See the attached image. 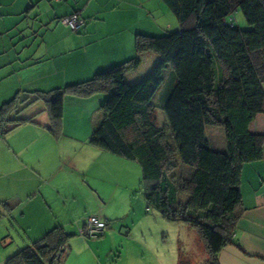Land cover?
<instances>
[{
    "label": "crops",
    "instance_id": "0c3cea01",
    "mask_svg": "<svg viewBox=\"0 0 264 264\" xmlns=\"http://www.w3.org/2000/svg\"><path fill=\"white\" fill-rule=\"evenodd\" d=\"M168 10L163 0H0V107L16 99L10 117L21 119L0 135V264L53 228L61 227L68 238L76 235L90 215L106 223L97 243L111 236L124 244L131 236L141 238L132 215L151 208L140 164L90 143L105 92H68L58 133L51 131L47 104L37 95L130 59L136 34L161 33L157 18H170ZM73 12L84 19L78 31L62 21ZM150 52L127 75H144L157 61ZM249 128L264 133V113ZM239 187L234 243L219 251V263L264 264V147L261 158L243 164ZM150 216L155 220V214L142 219ZM138 229L146 236L145 227ZM68 257L66 252L61 264Z\"/></svg>",
    "mask_w": 264,
    "mask_h": 264
},
{
    "label": "trees",
    "instance_id": "16d2710c",
    "mask_svg": "<svg viewBox=\"0 0 264 264\" xmlns=\"http://www.w3.org/2000/svg\"><path fill=\"white\" fill-rule=\"evenodd\" d=\"M163 2L179 22L176 31L139 32L130 59L37 97L45 100L50 129L58 133L68 92L104 91L90 143L138 162L147 206L168 221L195 227L206 250L202 264H220L219 251L234 243L241 168L263 156L264 133L249 126L264 113V0ZM237 10L249 28L236 26ZM147 51L157 53L158 60L146 77L130 83L127 72ZM165 69L160 105L168 127L162 128L152 99ZM15 100L0 107V135L21 121L10 117ZM207 125L224 128V149L211 145ZM67 238L61 227L53 228L3 264H61ZM178 264L191 262L180 258Z\"/></svg>",
    "mask_w": 264,
    "mask_h": 264
},
{
    "label": "rangeland",
    "instance_id": "374dc122",
    "mask_svg": "<svg viewBox=\"0 0 264 264\" xmlns=\"http://www.w3.org/2000/svg\"><path fill=\"white\" fill-rule=\"evenodd\" d=\"M169 13L172 20L171 17L167 19L164 16L157 18L159 27L161 26V28H164V30L157 35L168 31H176L177 28H179V22L170 11ZM232 18L236 26L242 29L249 28L240 10H237ZM150 53V55H155L154 57H157L158 60L159 55L157 53ZM153 65L150 66L148 71L143 69L141 74L144 75L140 77L132 78L131 73H129L127 75V80L130 81V83H135L143 79L152 70ZM167 70L165 69L163 73L164 82L158 88L152 99L155 105V122L162 128L168 127L166 114L160 105V96L163 89L166 87ZM206 133L214 148H225V131L222 126L207 125ZM141 212L142 211L137 209L132 215L134 218L133 230H135L141 238L131 236L127 240L128 244H124L111 236L108 239L105 238L106 240L102 243H97L95 241L102 239L101 236L84 237L77 232L75 233L76 235H72L68 238L66 244V252L69 254L67 264H75L77 259L75 256L78 255L80 256L79 263L82 264H178L180 258L189 260L191 264H193V262L196 264V260H198V263L201 264L200 258L202 256L199 257L198 255L201 253L204 254V250L202 251V249H204V241L199 236L200 234L195 227L189 224H187V226L186 223L168 221L165 218H160L161 214L154 208L148 209V212L144 209L143 215H141ZM149 214H155V220L152 216L150 217L153 220H150V218L146 221L142 219L143 216ZM144 227L146 236L142 235L143 230L141 231V229H138ZM13 234L17 235V230H15ZM149 257H154L155 260L152 259L151 262L146 263Z\"/></svg>",
    "mask_w": 264,
    "mask_h": 264
},
{
    "label": "built area",
    "instance_id": "2783aa9c",
    "mask_svg": "<svg viewBox=\"0 0 264 264\" xmlns=\"http://www.w3.org/2000/svg\"><path fill=\"white\" fill-rule=\"evenodd\" d=\"M62 21L69 27V29L77 31L83 24L84 19L78 12H74L62 17ZM105 227V221L99 219L95 215H90L86 218L84 226L79 228L78 233L84 237L98 236L103 234Z\"/></svg>",
    "mask_w": 264,
    "mask_h": 264
}]
</instances>
